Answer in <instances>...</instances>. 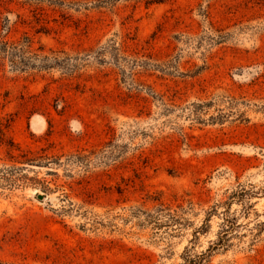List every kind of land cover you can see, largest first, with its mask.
I'll return each mask as SVG.
<instances>
[{"label":"rangeland","instance_id":"1","mask_svg":"<svg viewBox=\"0 0 264 264\" xmlns=\"http://www.w3.org/2000/svg\"><path fill=\"white\" fill-rule=\"evenodd\" d=\"M71 1L0 0L9 40L90 52L74 72L0 58V163L37 158L0 188V264H179L215 240L216 215L192 229L237 185L255 192L247 215L230 206L244 236L207 264H264V0Z\"/></svg>","mask_w":264,"mask_h":264},{"label":"trees","instance_id":"2","mask_svg":"<svg viewBox=\"0 0 264 264\" xmlns=\"http://www.w3.org/2000/svg\"><path fill=\"white\" fill-rule=\"evenodd\" d=\"M8 1L18 4L20 7H25L30 11L42 10L45 7L52 8V10H54V8H72L71 0ZM2 30L4 29L2 28ZM28 48H30V44L27 40H9L5 35L0 34V58L3 61L7 60L11 69L21 71H24L25 69H34L40 71L54 67H61L65 70H68V72H74L77 68V65L81 64L90 56V52H86L82 55H71L70 53L63 50H50L49 52H45L43 48H40L38 52H32V50H28ZM36 159L37 158H33V156H30L27 153H22L17 157L11 155L10 159L8 160L10 164H7V162L0 163V188L2 190H12L13 188H16L20 185H24L28 177L26 173L23 172V167L16 166L15 162L31 164L33 161H36ZM254 193L255 192L252 187L237 185L230 192L225 201L218 202L210 206V208L205 211V215L201 223L192 229L193 236L190 242H194V240L197 239L199 233H205L209 230V220L213 215H216L220 218L215 240L211 241L208 247L198 254L191 253L190 248L185 247L181 256L182 262L179 264H207L209 257L214 251L228 247L234 237L240 238L241 236H244L243 233H238V228L241 226L246 227L247 224L238 222L236 213L235 211H230V206L233 201L238 202L242 205L241 213L247 215L251 207V204L248 201ZM178 211L175 213H167V216H165L167 221L166 223H168L167 225L174 224L177 225V227H182L185 224L187 225L184 214L191 211V203L189 202L186 207L179 208ZM160 217V214L157 212L154 216V219L157 220ZM263 224L264 222H260L256 224V226H263ZM256 229L260 231L259 227H256ZM248 230H250L249 232L251 235H253L252 227H249Z\"/></svg>","mask_w":264,"mask_h":264},{"label":"water","instance_id":"3","mask_svg":"<svg viewBox=\"0 0 264 264\" xmlns=\"http://www.w3.org/2000/svg\"><path fill=\"white\" fill-rule=\"evenodd\" d=\"M43 196L40 195V198H42Z\"/></svg>","mask_w":264,"mask_h":264}]
</instances>
